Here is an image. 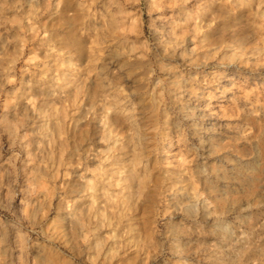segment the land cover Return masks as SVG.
<instances>
[{
  "label": "rangeland",
  "instance_id": "374dc122",
  "mask_svg": "<svg viewBox=\"0 0 264 264\" xmlns=\"http://www.w3.org/2000/svg\"><path fill=\"white\" fill-rule=\"evenodd\" d=\"M220 12L199 0H0V238L15 246L0 248L6 264H188L169 238L176 223L187 255L219 224L247 247L229 249L227 264H264V48L217 52L205 37ZM222 71L231 80L219 86ZM157 126L162 139L146 144ZM94 147L107 159H90ZM77 169L106 196L71 197ZM178 191L209 208L184 212ZM206 264L224 261L207 253Z\"/></svg>",
  "mask_w": 264,
  "mask_h": 264
},
{
  "label": "clouds",
  "instance_id": "9594fccd",
  "mask_svg": "<svg viewBox=\"0 0 264 264\" xmlns=\"http://www.w3.org/2000/svg\"><path fill=\"white\" fill-rule=\"evenodd\" d=\"M199 4L208 9L220 4L228 10L227 15L223 12L213 14V27L216 25L219 27L210 36L205 37V41L216 46L217 52L231 48L234 53H241L242 55L250 48L253 50L264 48V0H199ZM232 13H238V15ZM197 23L199 24V21ZM200 27L203 28L204 26L200 25ZM218 64L220 67H225L223 61L218 62ZM153 131L157 133V136L146 138V144H152L153 139H162L163 132L159 126L155 127ZM153 151H155L154 148ZM167 151H171V149L162 147L161 155ZM164 227L168 228L169 226L164 225ZM211 227L210 224L206 225V229ZM68 243L71 244V240ZM229 247V243L218 232L214 237L193 239L189 242L188 264H206L207 253L213 249L221 253L219 259L227 264ZM0 248L5 249V251L11 248L13 253L15 250V246L6 238H0ZM0 264H6L4 257H0ZM11 264H15L14 255Z\"/></svg>",
  "mask_w": 264,
  "mask_h": 264
},
{
  "label": "bare ground",
  "instance_id": "6f19581e",
  "mask_svg": "<svg viewBox=\"0 0 264 264\" xmlns=\"http://www.w3.org/2000/svg\"><path fill=\"white\" fill-rule=\"evenodd\" d=\"M106 66L109 64V61L105 63ZM225 65V70L228 69L230 67L229 64H224ZM109 69V67L107 68H104L99 74L102 75L100 80H99V85L100 87H107L108 83L107 81L104 79L103 75L107 72V70ZM224 70V71H225ZM222 71V72H219L218 74V77L217 79H215L216 81V84L217 85H224V83L228 82L229 80H231V77L229 75H225V72ZM223 75H225L223 77ZM211 76H214V75H211ZM172 85H174L175 87H179L180 86V81L176 78L173 79L172 81ZM224 95H219L218 98H215L216 100H214L213 102H211L210 106L211 109L215 108V107H219L220 103H218V101H221L223 99ZM90 112V108L89 106L87 107H84L82 109V112L80 114V117L78 119V122L82 123L83 121L86 120V117L88 116ZM126 112H128V110H126ZM188 113L191 112L190 109H188L187 111ZM204 115V114H203ZM126 120H127V123L129 122L130 124V128L134 127V122H133V119L132 118H129V117H126ZM105 125L106 124H102L101 122L100 123H95L94 124V132H93V138L97 137V133L100 131V130H104L105 129ZM211 125V124H210ZM212 127V125H211ZM214 128H210L208 130V135L203 139L201 140L200 142V145H203V147L207 150V149H210V143L214 138ZM105 135H106V139L110 142H114L116 139L114 136L111 135V132L109 130H105ZM136 132L134 130L131 131L129 137H128V140L130 142H134L136 140ZM204 141V142H203ZM204 143V144H203ZM94 144L97 146V147H101L103 144L102 142H100L99 140H96L94 141ZM97 147H94V148H90L88 150L89 154L90 155V159H94L96 156H98L100 153L103 152V155H102V158L104 160L107 159L108 155L105 154V151L106 150H98ZM105 147V146H104ZM109 150V147L107 148ZM122 167H117V171H113L114 173H118V174H122L123 170L121 169ZM76 173H74V178L76 179V185L75 187L73 188V190L71 191V197H74V198H79L80 200L84 201L86 199V197L88 198L89 196V193L90 192H95V193H98L97 195L99 197H105L106 196V193H104L103 190H100V189H97V188H94L93 186L87 184L86 182L84 183L83 180H82V173H79L78 169L75 170ZM113 172H110V173H113ZM224 182V181H223ZM227 184V183H225ZM175 196L178 197V205H179V208L182 209L184 212L186 213H190V212H193V208L196 207V206H202V208L204 210H207L209 208V202H208V199L207 198H204L203 196H201L200 193H192V194H187L183 191H178L176 193H174ZM98 197V198H99ZM203 197V198H202ZM93 204H94V201H93ZM92 210V208H91ZM75 213H76V210L74 209V204H72L71 206H68L65 210V215H63L62 217V220L64 223L70 225L72 223L75 222ZM94 214L98 216H102L100 217L102 220L104 219V215L101 214L100 210H98V208L94 205ZM264 226V223L262 224ZM174 227L175 229L174 230H171L170 233H169V238L171 241H173V251L175 252V254L177 255H180L182 256V258H186L187 256V253H185L184 249L181 248V243L178 242L179 241V238L182 236V234H187L185 232H181L180 229H182L181 227V224L180 223H176L174 224ZM215 228V230L213 229L211 231V235H215L217 232L220 233L226 240L227 243H229L230 247L229 249H232L233 250H246L247 247L245 248V245H243V242H245L244 238H235L233 237V235L231 234V232H228L226 230V228H223L221 225H217V224H214L213 226ZM99 243H95L94 244V248L97 249L98 251L101 250V246H98ZM221 253H219L218 251H216L215 249H213L212 251H209L208 252V256L209 257H213V258H217L219 259Z\"/></svg>",
  "mask_w": 264,
  "mask_h": 264
}]
</instances>
